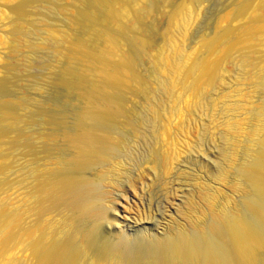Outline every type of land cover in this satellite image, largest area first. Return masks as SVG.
Instances as JSON below:
<instances>
[{
    "label": "bare ground",
    "instance_id": "1",
    "mask_svg": "<svg viewBox=\"0 0 264 264\" xmlns=\"http://www.w3.org/2000/svg\"><path fill=\"white\" fill-rule=\"evenodd\" d=\"M147 1L87 0L83 7L78 1L76 17L66 22L84 37L51 33L53 43H47L54 45L55 59L65 62L63 85L82 103L72 122L65 113L52 112L41 117L50 132H31L22 127L29 120L16 112L25 102L16 105L0 97V159L6 157L7 129L18 128L9 146L18 148L23 160L17 204L3 196L0 182V264H264V105L247 110L257 123L249 129L255 149L243 163L238 164L235 135L240 129L234 121L228 124L235 141L227 161L236 166L239 181L234 188L244 191V184L250 191L240 209L229 201L217 209L216 193L202 190L206 225L179 228L170 217L182 201V189L174 175L169 179L187 144L194 110L204 108L225 64L241 44L248 52L264 47H259L264 0L242 2L235 17L245 24L205 38L206 58L184 48L194 14L181 6L174 16L180 18L177 34L173 31L168 46L155 54L149 77L139 68L145 56L153 55V38L143 37L139 27L153 14ZM12 13L16 24L5 42L13 53L20 54L26 44L39 49L22 38V21H29L31 12L19 7ZM63 43L69 46L66 52L56 47ZM255 81L264 90V64ZM134 94L144 96L145 111L126 108V96ZM239 94L242 107L248 105L251 98ZM190 97L192 108L185 109ZM152 133L158 147L148 143ZM9 168L5 162L0 176ZM227 175L222 169L218 178L226 181ZM197 209L189 201L185 214L190 218ZM163 222V232L156 233ZM15 246L21 258L7 260Z\"/></svg>",
    "mask_w": 264,
    "mask_h": 264
},
{
    "label": "rangeland",
    "instance_id": "2",
    "mask_svg": "<svg viewBox=\"0 0 264 264\" xmlns=\"http://www.w3.org/2000/svg\"><path fill=\"white\" fill-rule=\"evenodd\" d=\"M23 1L26 5L21 3ZM55 1L0 0V97L16 105H18L17 103L20 102V100L21 102H25L26 106H18L16 112L24 120H29L25 122L26 124H23L22 127L27 128V130L31 132H50L49 125L41 118L45 114L63 112L67 115L68 121L72 122V113L80 110L82 107V103L79 102L80 100L77 95L68 91L63 85L64 73L62 71L65 67V62H58L55 59L52 51V46L54 45L51 44L53 42H51L49 38L54 35L51 33L56 32L57 34L59 33L58 36L65 34L66 36L72 35V38L84 37L83 32L78 33L77 26L73 28L69 27V21L67 20H69L68 17H70V20H73L79 8L77 5L84 4L87 0H78V4L77 0H61V2L57 0L59 4ZM198 1L199 0L147 1V6L149 8L153 7V10L151 9V13L153 14L138 26L141 28L140 33L143 37H147L148 35V37L151 36L153 38L152 49H150L153 55H147L139 62V68L144 75L148 77L151 76V62H153L155 54L164 46H168V39H171L177 34L176 29H178L177 26L180 23V18L177 17V19L174 16L177 9L181 6H186L188 8L187 10H191V15L194 14L188 27V36L185 40L184 48L187 52L194 51L196 55L198 53V55L203 58L208 57L206 50L202 47V41L205 38L223 35V33L225 34L228 30L239 27L247 22L244 18L237 19L235 16L238 6L242 2L250 0ZM258 2L259 0H252L253 4H257ZM75 3L76 5H74ZM83 4L81 5L82 7ZM19 7L31 12V16L28 18L30 20L22 21L24 23V28L25 26L27 28H25L27 31L24 29L25 34L22 38L24 41L26 39V42L28 39V42H36V44L40 46L39 49L32 50L28 48L26 44V46L20 50V54L19 52L13 53L10 45L6 43L8 40H11L10 33L16 24V18L12 10L13 8ZM63 8H65V10ZM49 9L52 12L54 10V15ZM61 9L64 11L62 12ZM66 10L69 13H67ZM262 29V44L260 43L259 47L264 46V27H262ZM49 32L50 34H48ZM144 33L147 34L144 35ZM27 34H29V37H26L28 36ZM44 41L46 44L51 42V45L48 44L45 46L46 44ZM59 45H62L61 48ZM241 45L242 46H239L238 52L234 54L235 57H231L225 64L226 66L222 70L220 80L216 86L209 91L205 99L204 108L202 107V109L194 110L192 120L187 127V144L183 145L181 156L176 163L173 173L169 176V179L176 178L179 186L181 185L180 189H182L181 192L179 190V196L182 197L181 199L179 198V200L182 201L177 203L178 206L176 211H174L175 213L173 214L172 212L173 215H171V217L169 216L170 220L179 228L186 226L190 227L192 224H201V226L206 225L207 219H204L201 215V210L205 209L203 208L205 204L203 203L201 195L202 190L216 193L214 205L217 209L223 204L225 205L227 201L231 202L229 205L230 207L240 209L250 193L244 184H241L244 191L234 188V185L239 184V181L235 175L236 166L234 167V165L229 164L227 161L230 145L235 141L231 136L232 133H230L231 131L228 124L234 121L238 129H240V131H238L239 133L235 135L238 136V138L236 137V142H238L237 152L239 154L238 164L243 163L246 158V160H248L250 151L255 149V147H253L254 145H251V143L253 144L254 142L253 138H250L249 129H251L257 121L249 114L250 108L259 109L264 105V90H262L255 81L257 70L264 64V47L256 48L257 51L255 49L248 52L245 49V44ZM56 47L60 52H66L69 48L67 43L66 45L64 43L57 44ZM242 50L246 54L243 53ZM247 57L250 58L247 59ZM211 59H214V57H211ZM246 62H248L249 65H247ZM240 91L243 92L244 99L249 100L251 98L248 105L244 103L243 107L242 98L239 94ZM192 103L193 99L190 97L186 100L185 104H183V107L185 109H188V107L192 108ZM147 106V101L144 96L140 94L126 96V108L128 109L145 111ZM165 107H167V104H165ZM176 123H178V121H176ZM156 125H159V123L157 122ZM11 129L12 131H10ZM11 129H7L4 139L5 148H7H4L6 157L5 159H0V168L5 162L10 164V168L6 173L0 176V182H3V196L12 200L14 204H17L20 199L19 183L23 160L18 153V148L11 145L9 146L10 142L15 140L18 136V128ZM235 135L233 136L235 137ZM151 136L149 137L148 143L151 147H158L155 139L156 133H152ZM127 138L131 140L130 136ZM138 142L142 144V147L144 146V150L148 149V146L145 147L141 140ZM250 146L252 147L250 148ZM222 169L227 171L228 175L226 181H221L218 178L219 172ZM135 173L137 172L135 171ZM173 175L175 177L172 178ZM189 201L196 202L198 207V212L195 211L197 213H190V218L185 214V212L187 213L188 211ZM120 210H124L123 207L120 206ZM117 214L118 213H116V219ZM131 223L134 224L133 221H131ZM164 224H166V222H163L159 227L160 229L156 230V233L163 232L162 228ZM21 256L20 248L15 246L14 249L7 254L6 259H19Z\"/></svg>",
    "mask_w": 264,
    "mask_h": 264
}]
</instances>
